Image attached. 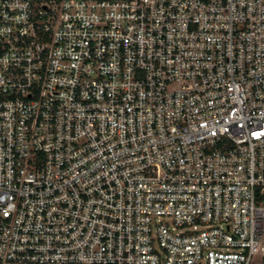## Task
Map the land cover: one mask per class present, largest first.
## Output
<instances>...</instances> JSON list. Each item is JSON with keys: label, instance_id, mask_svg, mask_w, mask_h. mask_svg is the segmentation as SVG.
<instances>
[{"label": "built area", "instance_id": "1", "mask_svg": "<svg viewBox=\"0 0 264 264\" xmlns=\"http://www.w3.org/2000/svg\"><path fill=\"white\" fill-rule=\"evenodd\" d=\"M0 264H264V0H0Z\"/></svg>", "mask_w": 264, "mask_h": 264}]
</instances>
